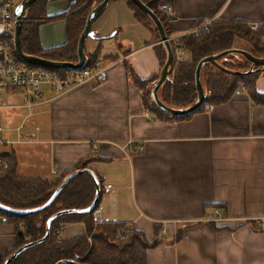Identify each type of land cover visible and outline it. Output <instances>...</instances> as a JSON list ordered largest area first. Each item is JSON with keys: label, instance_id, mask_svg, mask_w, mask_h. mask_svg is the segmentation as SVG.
<instances>
[{"label": "crops", "instance_id": "crops-1", "mask_svg": "<svg viewBox=\"0 0 264 264\" xmlns=\"http://www.w3.org/2000/svg\"><path fill=\"white\" fill-rule=\"evenodd\" d=\"M73 3L52 1L47 16L67 13ZM164 6L172 8L167 17L175 40L213 22L264 25V0H161V12ZM93 28L104 40L92 39L91 50L101 44L105 57L118 58L101 62L108 80L63 94L42 87L43 104L21 124L34 115L38 141L3 145L0 156L15 155L19 176L53 183L86 163L101 182L97 224H126L149 241L161 226L173 241L149 250L147 264H264V230H257L264 218V106L245 89L187 119L157 118L124 65L129 62L153 90L161 66L150 27L136 19L127 0H111ZM39 38L45 50L64 46L66 20L41 25ZM256 88L264 93V77ZM106 185L113 186L108 194ZM216 211L225 220L214 221ZM182 227L181 241L174 242ZM18 229L0 216V264L16 249ZM85 231L84 224L72 223L59 235L70 240Z\"/></svg>", "mask_w": 264, "mask_h": 264}, {"label": "trees", "instance_id": "trees-1", "mask_svg": "<svg viewBox=\"0 0 264 264\" xmlns=\"http://www.w3.org/2000/svg\"><path fill=\"white\" fill-rule=\"evenodd\" d=\"M52 1L60 0H37L28 8L20 34L22 51L27 56L52 62L76 64L78 62L77 43L86 19L103 0H74L67 13L50 18L47 16L46 8ZM141 1L159 17L167 37L171 39L173 35L169 27L171 20L159 9L161 0ZM127 2L136 19L150 27L153 40L158 42L154 51L162 70L167 61V50L161 43L156 26L133 2L130 0ZM57 20H66L69 41L64 46L45 50L40 43L39 28L45 23ZM97 40L101 43L104 38ZM176 42L170 41L174 53L172 73L160 87L158 96L167 107L182 110L190 108L197 102L195 71L203 58L240 48L255 58H264V25L253 31L247 23L213 22L208 26L207 32H203L200 37L189 34ZM180 46L184 49L186 56H189L188 58L177 57L176 50ZM85 54L87 63L84 69H94L98 62L108 58L118 59L117 56L105 57L102 54L101 44L92 53H87L85 49ZM18 62L32 68L40 67L25 63L19 58ZM218 64L229 71L238 73H246L251 68V63L238 54L225 56L218 61ZM124 65L129 77L143 91L144 105L147 110L160 119L172 117L157 107L152 98V89L146 91L147 83L138 78L129 62H124ZM45 69L60 76L69 71L68 69ZM200 77L206 99L197 111H201L205 106L228 103L241 86L245 87L247 94L256 105L264 106V93H259L256 88L257 81L264 77V68H255L251 74L236 75L207 63L202 67ZM158 78L159 75L154 78V81ZM190 116L179 118L187 119ZM0 159V204L18 211L43 206L68 175L86 170L87 167L86 163H82L79 170L64 174L61 179L53 183L39 177L19 176L14 154L1 155ZM99 183L101 184L100 180ZM95 197L94 180L91 176L84 174L70 180L51 206L42 212L19 215L0 209V216L6 222L19 227L16 235L17 247L6 257L3 264L23 246L42 239L45 236L49 218L64 210H85L92 205ZM96 211L97 207L88 214H70L57 218L51 224L50 235L45 243L25 251L10 264H57L60 261H75L78 264H147L149 250L173 243L165 239L161 226L154 227V238L149 241L141 231L128 227L126 224H97L93 221ZM72 223L84 224L85 233L70 240L62 239L59 235L61 227ZM183 229L184 227L177 231L174 242L181 241Z\"/></svg>", "mask_w": 264, "mask_h": 264}, {"label": "water", "instance_id": "water-1", "mask_svg": "<svg viewBox=\"0 0 264 264\" xmlns=\"http://www.w3.org/2000/svg\"><path fill=\"white\" fill-rule=\"evenodd\" d=\"M35 1H37V0H23L16 8V22H15V32H14V37H13V45H14L15 53L18 56V58L25 63H28L30 65L40 66L43 68L68 69V70H80V69L85 68L86 63H87V56L85 54L86 41L89 38L97 39L95 32L92 30L93 25L103 15V13L107 9L111 0H103L88 15L86 22H85V25H84V28H83V31H82V33L78 39V43H77L78 62L76 64L52 62V61L45 60V59L35 57V56H27L23 53L22 48H21V42H20L21 27H22L23 19L26 16V12H27L28 8ZM130 1L133 2L140 10H142L152 20V22L154 23V25L156 26V28L159 32V35L161 38V43H163L165 45L166 50H167V61L164 65L163 69L161 70L159 78L155 82L154 88L152 90V98H153L155 104L157 105V107L159 109H161L165 113L172 115V116H176V117H183V116L190 115V114L194 113L204 104L205 99H206V95L204 93V88L202 86L200 76H201L202 67L207 63L213 64L225 72H228L231 74H236V75L251 74L252 72H254L255 68H257V69L264 68V58H255L251 54H249L248 52H246L244 50H240V49H231V50L224 51V52L217 54V55H213V56L203 58L198 63V65L196 67V71H195V86H196V90H197V94H198L197 102L193 106H191L190 108H187V109L177 110V109L169 108L160 101L159 96H158V91H159L160 87L165 83L168 76L172 73L174 53H173V49H172L171 44H170V40L167 37L165 28H164L161 20L148 6H146L141 0H130ZM230 54H238V55H241L244 58H246L251 63L250 70L246 73L232 72V71H229V70L225 69L224 67H222L221 65L218 64V61L221 58L228 56ZM84 174L91 176L94 180V183H95L96 197H95V200L92 203V205L85 210H64V211H61V212L55 214L51 218H49V220L47 221V224H46L45 236L42 239L37 240L35 242H32L30 244H27V245L23 246L22 248H20L19 250H17L11 257H9L5 261L4 264H10L13 260H15L17 257H19L25 251L45 243L47 241V239L49 238V235H50L51 224L57 218L64 216V215H70V214H82V215H84V214H88V213L92 212L97 207V205L99 203V199L101 196V185L99 183L97 176L93 172H91L89 170H80V171H77V172H74V173L68 175L64 179L62 184L53 193V195L51 196L49 201L41 207H38L35 209H30V210L18 211V210H13L9 207H6V206L0 204L1 210L7 211V212H12V213L19 214V215H29V214H35V213L42 212L51 206V204L56 200V198L63 191V189L67 186V184L69 183L70 180L74 179L75 177H77L79 175H84ZM57 264H78V263L75 261H60Z\"/></svg>", "mask_w": 264, "mask_h": 264}, {"label": "built area", "instance_id": "built-area-1", "mask_svg": "<svg viewBox=\"0 0 264 264\" xmlns=\"http://www.w3.org/2000/svg\"><path fill=\"white\" fill-rule=\"evenodd\" d=\"M171 12L172 8L170 6L162 8V13L166 16L170 15ZM15 22L16 9H13L9 3L0 4V118L5 110L18 108L32 110V108L43 104L42 87H49L58 94H63L91 81L102 84L108 80L107 68L103 67L101 62H98L94 69L69 70L63 76L52 73L43 67L32 68L20 64L13 45ZM209 25L206 24L194 30L191 34L200 37L203 32H207ZM258 27V25H252L251 30L256 31ZM172 40L178 42L179 39ZM176 55L178 58L184 57L185 51L181 46L176 50ZM244 90L245 88L241 86L236 91V94L239 95ZM4 93L7 98L15 95L20 96L23 105L6 104ZM24 129L25 126L21 125L17 129L12 130L18 133L16 140L4 139L3 134L11 130L3 128L0 122V146L19 143L32 144L38 141L39 127H36L26 135L22 134ZM112 189V185H106L102 191L108 194ZM223 220H225L223 214L216 211L214 221L220 222ZM93 221L99 223L98 215H94ZM257 226L259 230H264V218L258 220Z\"/></svg>", "mask_w": 264, "mask_h": 264}, {"label": "rangeland", "instance_id": "rangeland-1", "mask_svg": "<svg viewBox=\"0 0 264 264\" xmlns=\"http://www.w3.org/2000/svg\"><path fill=\"white\" fill-rule=\"evenodd\" d=\"M3 3H9L13 9H16L17 6L20 4V2L17 1V0H0V4H3ZM93 31H94V28H93ZM172 39L173 38H171L169 40L171 41ZM91 43H92V39H88L87 40V43L85 44V49H86V52L87 53H91V51H93L90 48ZM106 52L107 51H105V50L102 49V54L103 55ZM154 82H156V81H154ZM151 86L152 85L148 86L146 88V91H148ZM3 96H4V101H5L6 104H10V105H23L22 98L20 96H18V95H16L15 97L11 96V97L7 98L5 96V93H4ZM36 107L32 108V110H28V109H25V108L14 109L13 110L14 111V115H12V116L7 115V114L4 113L1 116V118H0V122H1V124L3 126V128H6V129H14L15 130L17 127H20L21 124L24 121V118H26V116L29 114V112L30 113L32 112L34 114L37 111V108ZM33 116L31 118H29L25 122V124H24L25 125V129L22 130V134L23 135L28 134L29 132H31L32 130H34L37 127V126H35L36 123H37V118H35ZM17 136H18V133H16V132H13L11 134H7V136H5V134H4V139L16 140L17 139ZM2 147L4 148V146L3 145L0 146V151L1 152H2V149H3Z\"/></svg>", "mask_w": 264, "mask_h": 264}]
</instances>
